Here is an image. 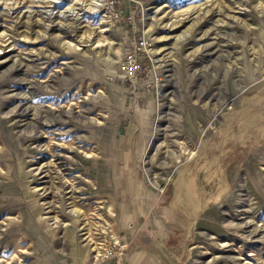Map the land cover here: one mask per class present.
I'll list each match as a JSON object with an SVG mask.
<instances>
[{"label":"rangeland","instance_id":"obj_1","mask_svg":"<svg viewBox=\"0 0 264 264\" xmlns=\"http://www.w3.org/2000/svg\"><path fill=\"white\" fill-rule=\"evenodd\" d=\"M92 2L0 0V264H123L143 220L179 264H264V0Z\"/></svg>","mask_w":264,"mask_h":264},{"label":"built area","instance_id":"obj_2","mask_svg":"<svg viewBox=\"0 0 264 264\" xmlns=\"http://www.w3.org/2000/svg\"><path fill=\"white\" fill-rule=\"evenodd\" d=\"M92 1L94 2L95 11L102 12V17L106 20V23L110 28H117V25L121 24L122 15L118 8L117 0ZM131 46L132 53L125 56L124 60L120 63L119 70L121 71L123 81L130 82L133 85V89H135L134 82L136 75L142 69L143 61L141 59V55L146 54L148 47H150V43L143 36H133L131 40ZM100 244V262L105 259H115L118 262V260L123 257L126 246L121 242V239H108L107 237H104L100 241Z\"/></svg>","mask_w":264,"mask_h":264},{"label":"crops","instance_id":"obj_3","mask_svg":"<svg viewBox=\"0 0 264 264\" xmlns=\"http://www.w3.org/2000/svg\"><path fill=\"white\" fill-rule=\"evenodd\" d=\"M140 93L142 98L148 95V91L144 89ZM152 198L154 197L149 196L148 201ZM147 206L149 207V202ZM142 225V229L132 232V235H134L127 243L129 248L123 264H179V257L169 252L170 242L165 237L156 235L152 225L146 220H143ZM101 264L114 263L113 261H106Z\"/></svg>","mask_w":264,"mask_h":264},{"label":"bare ground","instance_id":"obj_4","mask_svg":"<svg viewBox=\"0 0 264 264\" xmlns=\"http://www.w3.org/2000/svg\"><path fill=\"white\" fill-rule=\"evenodd\" d=\"M238 2V1H237ZM238 3H240V1L238 2ZM94 4V2H92L90 5H93ZM238 5V4H237ZM164 6H166V4H164V5H162L161 7H158V8H156V6H154V7H150V8H148V10L146 11V12H144L145 13V17H146V20H147V23L150 25V24H152V22L150 21V19H151V16H152V14L153 13H156V11H159V12H161V10H163V7ZM153 8H156V10H154ZM211 8V7H210ZM198 10V9H197ZM204 10H205V8H204ZM165 11V10H164ZM200 11V10H199ZM198 11V12H199ZM36 12V11H35ZM197 12V11H196ZM33 13V12H32ZM165 13V12H164ZM4 14V13H3ZM200 14V13H199ZM6 15V14H5ZM29 15V14H28ZM35 15V14H34ZM37 15V14H36ZM26 16V15H25ZM162 16H163V13H162ZM184 16V15H183ZM3 17V16H2ZM29 17V16H28ZM37 17V16H36ZM66 17V16H65ZM179 17V16H178ZM191 17V16H190ZM30 18V17H29ZM186 18V17H185ZM78 19V18H77ZM166 19H168V18H166ZM164 22V21H163ZM188 22V21H187ZM105 24L107 25V23H106V21H105ZM179 24V23H178ZM180 24H181V22H180ZM35 26V25H34ZM38 26V25H37ZM104 26V25H103ZM176 26V25H175ZM181 27H183L182 25H181ZM168 29H170V28H168ZM103 31H107V30H109V28L108 27H104L103 29H102ZM101 30V31H102ZM171 30V29H170ZM169 32V31H168ZM172 38V37H171ZM9 40V39H8ZM2 45H4V44H2ZM9 45V44H8ZM153 52H155V51H153ZM23 58V57H22ZM19 59V58H18ZM26 59V58H25ZM29 60V59H28ZM158 61V60H157ZM34 62V61H33ZM2 79V78H1ZM86 231H89V229L88 230H86ZM85 232V231H84ZM81 237V236H80ZM95 251V250H94ZM98 254V253H97Z\"/></svg>","mask_w":264,"mask_h":264}]
</instances>
